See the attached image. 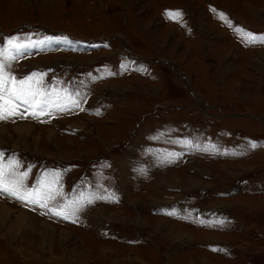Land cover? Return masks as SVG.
Wrapping results in <instances>:
<instances>
[{
    "label": "rangeland",
    "instance_id": "1",
    "mask_svg": "<svg viewBox=\"0 0 264 264\" xmlns=\"http://www.w3.org/2000/svg\"><path fill=\"white\" fill-rule=\"evenodd\" d=\"M14 35L61 41L5 70L76 103L0 152L69 218L0 193V264H264V0H0Z\"/></svg>",
    "mask_w": 264,
    "mask_h": 264
},
{
    "label": "snow or ice",
    "instance_id": "2",
    "mask_svg": "<svg viewBox=\"0 0 264 264\" xmlns=\"http://www.w3.org/2000/svg\"><path fill=\"white\" fill-rule=\"evenodd\" d=\"M165 15L170 19H176L180 16V13L166 10ZM60 42L58 38L53 39L47 36L43 40L33 41L30 36L21 39V37L14 35L5 38L4 42L0 44V120L11 119L17 115L23 116V113L19 111L21 106H24V110L28 115L38 118L40 115L49 114L53 107L58 111H63L69 105L76 103L71 98L62 100L59 96L53 100L50 98L49 93L41 91L38 85L42 82L44 74L33 72L23 78H17L5 70L6 67L10 66L11 61L25 55L29 48H41L46 44ZM45 109H48L49 113H46ZM17 167L18 162L14 157H9L7 163H5L3 153L0 152V193L7 194L24 203L30 202L48 208L47 201L55 199L58 195L52 188L54 181L48 183L47 189L42 188L40 191H37L35 187L24 189L23 181L28 172H18L16 171ZM56 175L58 176V174ZM99 198L105 199V197ZM84 202L83 200L80 201L79 207H83ZM92 202V199L86 200L87 204ZM68 209V205H63L59 211L52 208H48V211L55 216L68 219ZM76 210L79 209L73 210L72 214Z\"/></svg>",
    "mask_w": 264,
    "mask_h": 264
},
{
    "label": "bare ground",
    "instance_id": "3",
    "mask_svg": "<svg viewBox=\"0 0 264 264\" xmlns=\"http://www.w3.org/2000/svg\"><path fill=\"white\" fill-rule=\"evenodd\" d=\"M20 128H23V127H20ZM19 129V128H18ZM22 220H24L23 219V216L22 215H19V214H17L16 215V217L13 219V222L12 223H10V225L9 226H12L9 230H12L13 229V227L15 226V224L16 223H19L20 221H22ZM20 224V223H19ZM14 225V226H13ZM18 225V224H17ZM14 229H15V227H14ZM10 236H12V237H14V234H13V232L11 233V235Z\"/></svg>",
    "mask_w": 264,
    "mask_h": 264
}]
</instances>
